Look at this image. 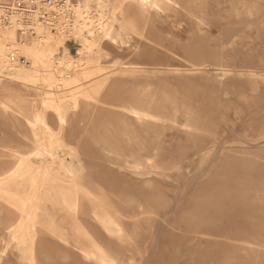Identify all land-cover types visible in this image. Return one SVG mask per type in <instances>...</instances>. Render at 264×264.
<instances>
[{
  "label": "rangeland",
  "instance_id": "rangeland-1",
  "mask_svg": "<svg viewBox=\"0 0 264 264\" xmlns=\"http://www.w3.org/2000/svg\"><path fill=\"white\" fill-rule=\"evenodd\" d=\"M174 1L1 29L0 264H264V0Z\"/></svg>",
  "mask_w": 264,
  "mask_h": 264
},
{
  "label": "built area",
  "instance_id": "built-area-1",
  "mask_svg": "<svg viewBox=\"0 0 264 264\" xmlns=\"http://www.w3.org/2000/svg\"><path fill=\"white\" fill-rule=\"evenodd\" d=\"M67 3L68 0H0V31L14 20L35 15L46 16L53 7L58 8Z\"/></svg>",
  "mask_w": 264,
  "mask_h": 264
},
{
  "label": "bare ground",
  "instance_id": "bare-ground-1",
  "mask_svg": "<svg viewBox=\"0 0 264 264\" xmlns=\"http://www.w3.org/2000/svg\"><path fill=\"white\" fill-rule=\"evenodd\" d=\"M141 2L142 1H146V0H140ZM158 1H160V0H158ZM165 1H171V2H175L174 0H165ZM78 3H79V1H78ZM77 3V4H78ZM159 4V3H158ZM158 4L156 5V3H154V6H158ZM258 4H260V3H258ZM132 5L134 6V7H136V9H137V12H138V14H139V16H140V19H143L144 18V15H143V12H142V8H141V6L143 5L142 3H140V4H134V3H132ZM261 6V5H260ZM263 7V6H262ZM159 9V8H158ZM253 9H255L254 7H253ZM183 10V9H182ZM143 21V20H142ZM13 22V21H12ZM11 22V23H12ZM11 23H9L8 25H6V26H9ZM85 25V24H84ZM93 33V32H92ZM122 33H124V32H122ZM258 34H260V33H258ZM90 36V35H89ZM86 41V40H85ZM95 46V45H94ZM188 48L189 47H187V50H188ZM185 53H187V52H185ZM198 56V55H197ZM200 56V55H199ZM39 76H40V74H39ZM40 78V77H39ZM41 79V78H40ZM42 103L44 104V105H46L47 104V101L46 100H42ZM132 104V103H131ZM75 106H76V104H75ZM124 109V108H123ZM131 110V109H130ZM132 110H133V108H132ZM128 111V110H127ZM136 111V110H135ZM126 112V111H125ZM140 114V113H139ZM133 115V114H132ZM137 115V114H136ZM26 116V115H25ZM33 117L36 119V121L39 123V124H42L45 128H47L48 130H49V125H48V122H46V120L41 116V115H38V114H34L33 115ZM146 117V116H145ZM26 118H27V116H26ZM59 118V117H58ZM133 118V117H132ZM148 118H151V116L150 117H148ZM153 118V117H152ZM136 119V118H135ZM138 120V119H137ZM136 120V121H137ZM152 120V119H151ZM155 120V119H154ZM60 121L62 122V123H64L65 124V120H64V118L63 117H61L60 116ZM139 122H141L140 120H139ZM7 129V128H6ZM39 154V153H38ZM15 155V154H14ZM24 155V154H23ZM48 155V154H47ZM120 232V231H119ZM120 234V233H119ZM83 237V236H82ZM86 237V236H85ZM87 239V238H86ZM129 239V238H128ZM89 240V239H88ZM91 244V243H90ZM93 245V244H92ZM98 248H99V246H98ZM100 249V248H99ZM101 250V249H100ZM97 255H98V253H97ZM89 256V255H88ZM91 257V256H90ZM103 257V258H102ZM101 258L104 260V263L105 264H114V260L111 258V257H108L103 251L101 252ZM95 259H98V258H95ZM101 264V263H100Z\"/></svg>",
  "mask_w": 264,
  "mask_h": 264
}]
</instances>
